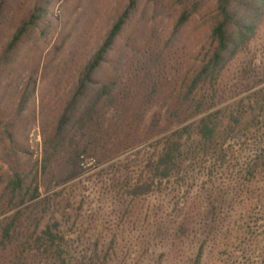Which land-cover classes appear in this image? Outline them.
I'll list each match as a JSON object with an SVG mask.
<instances>
[{
	"label": "rangeland",
	"instance_id": "374dc122",
	"mask_svg": "<svg viewBox=\"0 0 264 264\" xmlns=\"http://www.w3.org/2000/svg\"><path fill=\"white\" fill-rule=\"evenodd\" d=\"M37 2L49 7L47 15L12 70L0 75V264H52L33 244L48 226L64 237L73 264L98 256L107 264H264V20L218 78L216 94L200 93L215 100L199 116L187 93L213 49L218 0H8L0 55ZM130 7L99 75L119 83V110L109 115L115 137L84 160L82 176L15 207L8 190L14 170L33 181L81 72ZM186 12L191 16L177 31ZM25 92L30 102L18 115ZM216 113V150L194 138L182 174L133 199L131 189L147 176V151ZM12 114L22 129L14 145L4 129Z\"/></svg>",
	"mask_w": 264,
	"mask_h": 264
},
{
	"label": "trees",
	"instance_id": "16d2710c",
	"mask_svg": "<svg viewBox=\"0 0 264 264\" xmlns=\"http://www.w3.org/2000/svg\"><path fill=\"white\" fill-rule=\"evenodd\" d=\"M8 0H0V22L4 19ZM49 7L44 2H37L31 14L22 19L16 31L1 52L0 75L10 72L15 65L20 47L26 37L36 28L38 23L47 15ZM132 8H128L113 25L106 40L81 72L75 91L61 115L54 133L45 142L44 154L40 169L30 181L28 175L14 170L8 190L12 194L15 207L26 205L39 199L41 190L47 192L73 181L85 173L84 160L98 156L112 142L113 124L112 110H119L120 95L117 81L101 82L99 75L107 63L110 53L127 24ZM191 13L186 12L181 17L177 31L189 20ZM218 22L212 31L213 49L207 56V61L201 67L189 86L187 99L197 102L198 115L207 112L211 107L206 104L214 102L211 95L208 101L200 99L203 92H215L218 78L246 47L255 39L264 20V0H218ZM210 83V84H209ZM209 84V85H208ZM208 85V86H206ZM0 110L5 100L1 93ZM29 86V85H28ZM204 88V90H203ZM28 90V88H27ZM26 90V91H27ZM31 94L25 92L16 110L22 115L30 102ZM3 125V122L0 123ZM5 133L12 145L16 144L21 128L17 120L4 127ZM12 129V132H11ZM220 130L219 113L202 117L192 126L176 130L158 141L154 153L148 154L147 176L145 182L137 184L131 189L133 199L150 196L154 189L162 187L164 183H173L184 171L187 164L188 143L196 138L199 146L211 151L217 148ZM115 137V136H114ZM160 185L159 187H157ZM14 223H12V230ZM54 227L48 226L34 241V248L46 255L52 256V264H73L67 258L64 237L54 232ZM204 254V250L200 256ZM99 259V256L97 257ZM82 264H107L97 259ZM201 258V257H200Z\"/></svg>",
	"mask_w": 264,
	"mask_h": 264
}]
</instances>
